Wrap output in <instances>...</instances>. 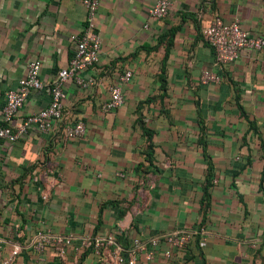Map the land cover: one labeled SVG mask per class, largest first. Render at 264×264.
Segmentation results:
<instances>
[{
  "label": "crops",
  "instance_id": "1",
  "mask_svg": "<svg viewBox=\"0 0 264 264\" xmlns=\"http://www.w3.org/2000/svg\"><path fill=\"white\" fill-rule=\"evenodd\" d=\"M100 0L99 61L80 72L94 84H64L62 117L0 139V261L19 244L17 264H113L80 240L113 237L125 256L131 239L203 229L181 249L164 240L142 264H264V48L219 66L201 29L215 15L264 38V0ZM82 0H0V109L31 60L49 85L82 30ZM129 70L126 83L120 77ZM204 70L219 82L199 81ZM122 103L105 112L110 88ZM47 87V86H46ZM31 90L14 123L48 105ZM77 120L84 134L61 131ZM35 232L71 237L62 255L28 246ZM167 251V254L165 252Z\"/></svg>",
  "mask_w": 264,
  "mask_h": 264
},
{
  "label": "built area",
  "instance_id": "2",
  "mask_svg": "<svg viewBox=\"0 0 264 264\" xmlns=\"http://www.w3.org/2000/svg\"><path fill=\"white\" fill-rule=\"evenodd\" d=\"M85 9V21L82 30L78 33L69 35L73 42L72 54L65 68L59 70L55 80L49 85L44 84L40 79L41 63L31 60L28 63L27 72L19 78L16 88L7 89L4 92V102L0 109V139L14 142L20 134L24 133L29 127L33 126L42 133L49 132L53 125L62 117V98L64 84L69 78L82 86L88 87L94 84L92 76H82L83 72L93 67L99 61V35L96 32V18L100 0H82ZM170 7L169 0H157L149 9V13L154 18H162L167 15ZM202 36L207 44L215 52L216 64L222 66L236 60L244 50L261 51L264 48L263 37H252L239 27V21L233 19L224 21L221 16L215 15L209 24L201 29ZM131 76L127 70L120 81L126 83ZM221 76L215 72L204 70L199 78L203 84L217 83ZM47 86V87H46ZM48 88V105L37 111L31 112L20 118L19 123H14V118L18 116L19 110L23 105L28 93L31 90L38 91ZM120 86L110 88L108 100L102 104V109L107 112L115 109L122 103ZM65 138H77L84 134L85 124L77 120L72 124H67L61 130ZM203 229L189 231H175L141 239L134 237L131 239L130 246L126 250L125 256L121 254L122 249L114 243L113 237H93L81 239L80 245L92 244V249L98 253L102 248L115 246L113 251V264H142L137 260V253H141L145 260L152 258V248L161 240L174 249L183 248L192 237L203 233ZM71 237L53 235L48 232H35L29 240V247L37 254L52 248L56 255L64 253V247L69 245ZM21 251L19 244L12 246L11 250L4 256L0 264H11L15 256ZM167 254V251L165 252Z\"/></svg>",
  "mask_w": 264,
  "mask_h": 264
},
{
  "label": "trees",
  "instance_id": "3",
  "mask_svg": "<svg viewBox=\"0 0 264 264\" xmlns=\"http://www.w3.org/2000/svg\"><path fill=\"white\" fill-rule=\"evenodd\" d=\"M92 249V244L90 243L88 246H87V251L91 250ZM54 264H58V263H54Z\"/></svg>",
  "mask_w": 264,
  "mask_h": 264
},
{
  "label": "rangeland",
  "instance_id": "4",
  "mask_svg": "<svg viewBox=\"0 0 264 264\" xmlns=\"http://www.w3.org/2000/svg\"><path fill=\"white\" fill-rule=\"evenodd\" d=\"M34 262H32L31 264H37V263H34ZM11 264H17V263H15L14 260H13V262Z\"/></svg>",
  "mask_w": 264,
  "mask_h": 264
}]
</instances>
